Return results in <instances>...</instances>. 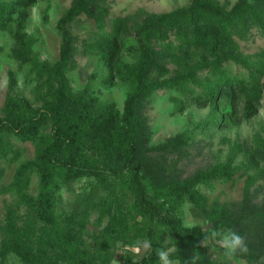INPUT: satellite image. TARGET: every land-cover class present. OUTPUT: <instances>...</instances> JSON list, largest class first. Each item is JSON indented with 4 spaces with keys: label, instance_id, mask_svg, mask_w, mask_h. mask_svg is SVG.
<instances>
[{
    "label": "trees",
    "instance_id": "16d2710c",
    "mask_svg": "<svg viewBox=\"0 0 264 264\" xmlns=\"http://www.w3.org/2000/svg\"><path fill=\"white\" fill-rule=\"evenodd\" d=\"M38 1L0 0V32L13 41L9 55L36 83L32 103L17 93L11 72L1 109L0 181L3 164L20 157L15 143H33L35 154L1 189L12 202L0 218V264H113L119 245L133 248L144 240L151 242L147 255L138 260L127 251L124 264H158L156 252L166 238L180 264L193 252L199 254L196 264H219L209 240L224 227L246 238L249 251L236 258L264 264V205H256L251 194L262 175L248 176L239 206L209 203L199 190L235 183L253 169L252 160L235 166L239 143L225 162L182 181L173 178L199 129L239 127L262 110L264 50L246 54L241 42L254 31L264 37V0H237L230 9L216 0H191L167 13L139 10L114 18L109 0H73L56 24L61 42L53 64L38 58L37 39L27 31ZM82 17L96 32L81 41L70 26ZM80 55L101 56L109 86L127 84L122 112L95 96L91 82L74 92L68 74L78 68ZM160 92L178 104V112L191 105L210 108L208 120L152 145L142 108ZM255 142L264 154V139ZM82 179L95 184L59 214L60 193ZM186 207L211 221L213 231L186 227ZM88 224L95 227L92 233Z\"/></svg>",
    "mask_w": 264,
    "mask_h": 264
},
{
    "label": "rangeland",
    "instance_id": "374dc122",
    "mask_svg": "<svg viewBox=\"0 0 264 264\" xmlns=\"http://www.w3.org/2000/svg\"><path fill=\"white\" fill-rule=\"evenodd\" d=\"M109 1L112 8L111 17L114 18L132 15L139 10L159 14L167 13L187 6L191 0ZM216 1L226 9H230L237 0ZM72 3L73 0H39L32 8L30 19L27 22V31L37 39L34 52L39 59L52 64L58 60L61 40L56 32V24ZM70 32L74 36H79L82 41L93 35L96 32V27L92 22H88L82 17L70 26ZM12 46L11 36L8 33L0 32V47L3 48V52L0 54V116L8 94L11 72L16 74L18 82L17 93L26 97L30 102L35 103L33 92L36 83L27 77V70L21 69L18 63L10 57L9 53ZM241 49L250 55L261 53L264 50V37L254 31V35L248 42H241ZM78 63V68L68 74L74 92L82 90L91 82L95 96L103 103L114 104L115 108L122 112L128 92L127 84L116 81L112 86H109L106 83L108 71L100 55H80ZM142 113L146 119L148 129L152 133L151 144L156 145L182 132L195 129L198 124L208 120L211 109L191 105L184 111L178 112V104L171 100L168 94L160 92L143 105ZM257 136L264 139V97L263 108L259 115L239 127L231 129H219L217 127L205 130L199 129L196 143L189 149V155L182 160L179 170L173 178L182 181L193 176L199 170H207L214 165L225 162L235 145L239 143L241 151L235 166L241 167L247 164L249 160H252L253 169L249 173L244 174L235 183L215 182L209 187L201 186L199 190L209 199V203H233L235 206H239L244 197V188L248 176L259 173L262 177L252 189L251 194L254 198V203L263 206L264 154L256 146L255 138ZM15 148L20 151L19 159L3 164L5 174L0 181V218L4 217L6 207L12 202L11 197L3 194L1 189L11 183L19 165L26 160L32 159L35 154L33 143H15ZM174 157L176 156L170 157L169 160ZM241 171L243 172V170ZM37 184L38 180L34 177L30 189L32 193L36 192ZM94 184L93 180L82 179L72 184L71 187L64 189L59 196L58 213L63 214L71 210L75 203L89 193ZM96 217L97 215L95 214L93 219ZM183 223L186 227L199 225L205 232H211L214 229L211 221L193 214L189 207L184 209ZM86 230L92 233L95 227L93 224H88ZM209 243L215 249V262L219 264H248L236 257L231 260L224 258L222 249L217 246L215 241L210 238ZM119 246L113 264H124V255L127 251L131 252L138 260L148 253V249L137 251L134 248ZM13 262V264H20L18 260H13Z\"/></svg>",
    "mask_w": 264,
    "mask_h": 264
},
{
    "label": "clouds",
    "instance_id": "9594fccd",
    "mask_svg": "<svg viewBox=\"0 0 264 264\" xmlns=\"http://www.w3.org/2000/svg\"><path fill=\"white\" fill-rule=\"evenodd\" d=\"M210 238L222 249V256L229 260L237 255H245L249 251L246 238L232 227L217 229L210 234ZM207 239L202 240L200 246H204ZM167 240L168 238L157 249L156 256L158 264H180L179 260L173 258L175 249L167 246ZM132 247L137 251L147 250L151 248V242L144 240L142 243L134 244ZM198 259L199 254L193 252L192 256L187 259V264H196Z\"/></svg>",
    "mask_w": 264,
    "mask_h": 264
}]
</instances>
